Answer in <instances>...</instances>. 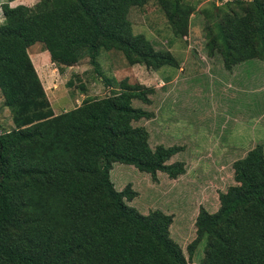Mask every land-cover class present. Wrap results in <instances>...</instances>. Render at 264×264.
<instances>
[{"label":"trees","instance_id":"16d2710c","mask_svg":"<svg viewBox=\"0 0 264 264\" xmlns=\"http://www.w3.org/2000/svg\"><path fill=\"white\" fill-rule=\"evenodd\" d=\"M1 5L0 94L13 129L0 132V264H189L169 236L172 218L138 213L126 202L130 187L116 191L113 164L155 178L176 179L183 163L167 162L181 151L159 145L133 122L150 115L132 106L149 102L150 89L125 81L122 92L87 99L54 115L28 55L39 43L52 63L71 66L88 57L99 73L100 50H115L130 65L153 71L177 67L127 21L130 8L147 0H40L33 7ZM174 35L186 33L195 9L187 0H158ZM199 2V1H197ZM205 11L207 54L224 68L264 61V0H229ZM176 33V34H175ZM234 181L220 206L197 215L192 257L205 240L201 264H264V152L256 145L233 163Z\"/></svg>","mask_w":264,"mask_h":264},{"label":"rangeland","instance_id":"374dc122","mask_svg":"<svg viewBox=\"0 0 264 264\" xmlns=\"http://www.w3.org/2000/svg\"><path fill=\"white\" fill-rule=\"evenodd\" d=\"M39 1L15 0L9 6L33 7ZM227 1L187 0L186 5L195 11L188 17L186 33L179 36L174 35L158 0H147L144 5L129 9L127 21L132 33L142 35L156 51L171 54L178 62L175 68L153 71L142 65H130L118 51L100 50L95 60L99 66L96 73L88 57L64 67L52 63L39 43L27 50L54 115L79 107L87 99L120 93L123 81L152 91L147 95V104L132 101L134 108L150 115L132 125L146 130L151 149L159 145L180 148L167 164L183 163L185 173L171 179L157 172L153 178L133 166L116 163L109 173L110 180L116 191L130 187L135 196L126 203L138 213L148 215L158 211L172 218L169 236L189 264H201L204 257L205 240L197 244L192 257L187 250L196 239L199 211L204 209L213 214L218 210L219 195L236 185L235 161L256 145H261L264 152V139L259 134L262 128L257 124L264 116V76L254 71L253 76L248 73L236 78L234 84L230 78V83L223 87L225 70L219 69L221 57H209L205 48V11L212 13L215 10L212 4L221 8ZM5 2L0 0V24L1 5ZM254 65L264 69L261 62ZM240 83L247 88L236 89ZM256 86L258 90L253 92ZM236 120L244 123L243 129L236 126ZM11 129V115L0 94V132Z\"/></svg>","mask_w":264,"mask_h":264},{"label":"crops","instance_id":"0c3cea01","mask_svg":"<svg viewBox=\"0 0 264 264\" xmlns=\"http://www.w3.org/2000/svg\"><path fill=\"white\" fill-rule=\"evenodd\" d=\"M214 55H218V54H214ZM220 62H221V64H220L219 69L221 70V72H223L222 68H224V66H223V63H222V59H221ZM247 62H249V63H247ZM254 62H261L262 64H264V61H261V60H258V59H252V60H249V61H246V62H243V63H240V64H237V65L233 66L231 71H227L224 68V70H225V79L223 81H221V85L224 87L225 85L230 83V81H229L230 78H232V80H233L232 83L234 84V80L236 78H240L244 74H248V73L252 74V76H253V74L256 72L258 76H264V69H262V67H260L258 65H254ZM242 64H247L246 66H248V67H241V66H243ZM261 66H263V65H261ZM259 68L262 69V70L258 71ZM254 77H256V75H254ZM257 87L258 86H256V88L253 89V92H256L258 90ZM238 88H239V91H243V90H245L247 88V86H246V84L244 85V84L240 83V84H238V86H236V89H238ZM235 91L236 90H234V92ZM263 112H264V108H263ZM235 123H236L237 127H239L240 129H243V127H244L243 124L244 123H242L241 121H238V120H236ZM257 124H260L261 128H262L261 132L259 133L260 136H261L260 139H264V116L260 118V120L258 121ZM252 125H253V123L251 124V126ZM241 137L243 138V135H241ZM246 140H248V139H246ZM248 147H249V145H248Z\"/></svg>","mask_w":264,"mask_h":264}]
</instances>
